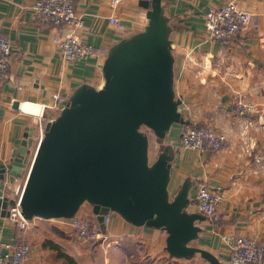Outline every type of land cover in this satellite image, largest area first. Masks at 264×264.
I'll list each match as a JSON object with an SVG mask.
<instances>
[{"label":"crops","instance_id":"1","mask_svg":"<svg viewBox=\"0 0 264 264\" xmlns=\"http://www.w3.org/2000/svg\"><path fill=\"white\" fill-rule=\"evenodd\" d=\"M35 1L0 0V33L12 44L10 65L5 77H0V172L10 169L25 135L33 139L20 176L4 192L7 206L20 197L40 132L62 109L52 96H60L64 106L81 85L101 86V67L110 49L146 24L138 0H123L115 8L109 0H72L82 20L77 35L92 46L95 55L79 63L65 62L51 40L60 30L32 18ZM225 1L161 0V7L170 29L175 96L190 119L226 135V148L207 154L181 149V125L173 124L155 157L165 147L175 156L168 185L171 198L183 182L189 183V203L198 185L220 195L219 219L196 221L200 232L189 245L209 252L221 264H232L222 236H246L264 245V163L259 161L262 152L257 149L255 128H250L253 133L248 129L264 124L261 117L255 121L264 110V0H235L252 14V21L233 40L219 43L209 39L204 18L208 9ZM111 16L120 20L121 29L109 23ZM238 102L249 107L245 119L251 124L246 129L244 118H238L234 110ZM189 205L188 213H198ZM105 216L108 222L99 223L92 206L82 204L75 217L94 222L99 230L96 241L83 242L68 219L33 218L21 230L0 207V242H26L30 251L25 264H209L199 255L170 257L163 229L136 227L115 213Z\"/></svg>","mask_w":264,"mask_h":264},{"label":"water","instance_id":"2","mask_svg":"<svg viewBox=\"0 0 264 264\" xmlns=\"http://www.w3.org/2000/svg\"><path fill=\"white\" fill-rule=\"evenodd\" d=\"M138 5L146 24L110 49L101 67L103 84L81 85L45 124L19 197L21 216L71 219L88 203L99 223L115 213L136 227L163 229L170 257L199 255L209 264H221L189 245L200 232L195 222L205 216L186 211L188 182L170 197L175 156L165 147L150 161L151 135L162 143L173 124L186 122L173 89L170 29L161 0ZM32 140L25 135L10 169L0 172V207L7 214L4 192L20 176Z\"/></svg>","mask_w":264,"mask_h":264},{"label":"built area","instance_id":"3","mask_svg":"<svg viewBox=\"0 0 264 264\" xmlns=\"http://www.w3.org/2000/svg\"><path fill=\"white\" fill-rule=\"evenodd\" d=\"M123 0H109V6L115 8ZM140 1V0H138ZM32 18L46 26L60 30L54 33L51 40L60 58L65 62L79 63L95 55L94 49L77 35L82 27L80 15L76 12L72 0H36L32 7ZM252 21V14L242 9L235 0H226L223 4L210 8L205 13V30L209 39L228 43L239 33L245 31ZM109 23L117 30L121 29L120 20L111 16ZM12 44L6 34L0 33V77H5L11 61ZM53 102L62 108L63 99L58 95L52 96ZM235 112L239 115L246 112V106L236 103ZM186 118V117H184ZM190 119V117H189ZM53 118L49 119L51 122ZM183 126L179 132L178 147L197 151L201 154L214 153L226 148L227 139L211 125ZM199 124V123H198ZM42 135V131L40 132ZM154 137L149 142V157L151 149H159ZM19 201V199H18ZM7 206L8 218L16 223L19 229L28 228L30 220L21 216L19 202ZM220 195L205 185H198L191 203L192 209L205 216L210 222L219 219L218 206ZM74 228L77 239L83 242L96 241L99 230L94 222L73 217L68 219ZM108 216L103 222L107 223ZM223 242L227 245V259L232 264H263L264 245L246 236L225 235ZM30 248L22 240L16 239L11 243L0 242V264H25Z\"/></svg>","mask_w":264,"mask_h":264},{"label":"rangeland","instance_id":"4","mask_svg":"<svg viewBox=\"0 0 264 264\" xmlns=\"http://www.w3.org/2000/svg\"><path fill=\"white\" fill-rule=\"evenodd\" d=\"M176 98H178V97L176 96ZM181 106L182 105H180V112H181V114L184 117L189 118L188 117L189 115H188L187 108H185L183 106L181 107ZM258 111H260V110H258ZM248 112H249V107H246V112L245 113H248ZM245 113H243L241 115H239L238 113H236L239 116L238 118H240V119L244 118V119H242L243 120L242 123H246V125H244V127H243L244 129H246L247 124H251V122L249 120H246L245 119V118L248 119V117H247V115ZM260 117H261L262 123H264V110H262V114H260V115L258 114V116L256 117L255 121L257 119H259ZM250 128H255V132L253 131L254 132L253 133L252 130H250ZM248 129L251 131V133H253L254 137H257V135H258V141L256 142V145H257V149L261 150V152H262V155H259V161H262L264 163V124L261 127L260 126H254L253 127V125H252V127H249ZM247 131H246V133L248 135L249 132H247ZM219 132L222 133L223 135H225L223 132H221V130H219ZM225 137H226V135H225ZM151 138H153L152 135H151ZM154 159H155V149H151V152H150V161H153Z\"/></svg>","mask_w":264,"mask_h":264},{"label":"trees","instance_id":"5","mask_svg":"<svg viewBox=\"0 0 264 264\" xmlns=\"http://www.w3.org/2000/svg\"><path fill=\"white\" fill-rule=\"evenodd\" d=\"M184 121H185L186 123L182 124V125H181V128H182L183 126H186V125H192V121H190L189 118H184ZM196 125L200 126V125H202V124H196ZM181 128H180V129H181ZM159 141H160V140H159Z\"/></svg>","mask_w":264,"mask_h":264},{"label":"bare ground","instance_id":"6","mask_svg":"<svg viewBox=\"0 0 264 264\" xmlns=\"http://www.w3.org/2000/svg\"><path fill=\"white\" fill-rule=\"evenodd\" d=\"M22 108L29 110V111H36L34 108H31L30 106H22Z\"/></svg>","mask_w":264,"mask_h":264}]
</instances>
